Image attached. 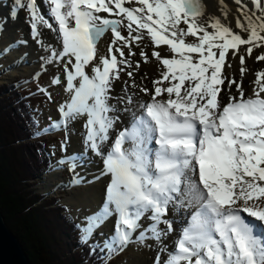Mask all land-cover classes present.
<instances>
[{"label":"snow or ice","instance_id":"6c2138e0","mask_svg":"<svg viewBox=\"0 0 264 264\" xmlns=\"http://www.w3.org/2000/svg\"><path fill=\"white\" fill-rule=\"evenodd\" d=\"M235 3L239 31L225 22L230 14L225 0H219L221 16L208 13L203 0H43L52 22L37 0H15L13 16L26 9L33 39L49 51L41 58V71L64 62L63 81L58 75L51 79L52 85L63 82L68 95L57 106L59 119L49 117L45 127L33 121L38 137L65 133L63 155L50 159L49 170L67 168L69 186L83 184L77 169L93 162L91 153L103 161L101 175L111 177L100 210L85 217V226L78 225L80 242L91 253L99 249L104 264L130 245L151 249L148 241L158 248L154 264H264V69L255 71L251 95L242 86L251 71L246 57L264 48V0ZM41 25L57 33L59 51L43 45ZM108 32V55H99L98 44ZM145 36L154 46L151 57L162 66L159 77L152 89L138 85L132 79L140 67L136 62L127 72L130 83L124 81L121 94L114 96L120 73L133 69L132 45L139 47ZM161 46H167L168 55L156 50ZM8 50L0 49V56ZM139 55L149 62L144 48ZM237 56L239 81L226 71L233 67L229 57ZM254 59L264 62V52ZM130 87L150 99L134 101ZM37 91L51 100L46 88ZM117 103L131 119L113 140L120 120ZM82 117L83 151L68 154L75 133L70 125ZM179 209L191 214L170 247L165 241L175 229L168 215ZM113 216L112 234L102 246L90 245Z\"/></svg>","mask_w":264,"mask_h":264},{"label":"trees","instance_id":"16d2710c","mask_svg":"<svg viewBox=\"0 0 264 264\" xmlns=\"http://www.w3.org/2000/svg\"><path fill=\"white\" fill-rule=\"evenodd\" d=\"M36 119L16 81L0 84V211L31 264H104L102 253L81 244L66 205L36 190L49 168L45 142L34 137ZM95 246L94 244H90ZM111 264V263H109Z\"/></svg>","mask_w":264,"mask_h":264},{"label":"bare ground","instance_id":"6f19581e","mask_svg":"<svg viewBox=\"0 0 264 264\" xmlns=\"http://www.w3.org/2000/svg\"><path fill=\"white\" fill-rule=\"evenodd\" d=\"M203 2L207 6V12L211 13L215 16H221V12L219 11V0H203ZM245 3H248L250 5V0H244ZM37 3L40 5L42 13L45 15L46 18L49 19V22H52L51 17L47 16L48 9L43 4V0H37ZM225 3L228 6V9H230V14L227 17L226 23H230L233 29H235V23H236V16L239 15L237 12V4L235 3V0H225ZM127 6V5H126ZM15 7V0H0V13L3 15L4 19V28L0 30V49H3L5 47H8V52L3 53L2 56H0L1 59H5L2 62V67L0 69V80L9 79L12 78V75L16 72H27L28 68H31L34 66L33 64L37 61L34 54L30 52H26L24 54L18 53L16 50L19 47V44H22L21 41L17 42L16 38L13 36V32L17 30V28H20L25 18L22 17L20 14V9H17V13L15 16H13V9ZM101 15H107L105 13H101ZM223 19V17H221ZM53 27H56V25L53 23ZM40 31H45L47 33V41L53 42L55 41V44L52 46L56 50H60L61 44L58 40V35L54 31H52L47 27L40 26ZM239 31L238 29H235ZM44 32V33H45ZM121 32L123 35L127 36V30L121 29ZM45 33V34H46ZM43 35V34H42ZM246 35V34H245ZM28 38L29 40H33L32 37V30L31 27L27 33L22 35V38ZM110 37V32L106 34V36L99 42L98 44V54L104 55V51L107 48L108 38ZM189 39H192L191 37ZM111 40V39H110ZM146 41H142L140 46L137 47L136 45H132V50L136 53V55L129 57V59L133 63V69L125 68L123 72L120 73L121 79L119 81H116L114 84V96H118L121 94V89L124 87V81H129L130 78L127 76V72L130 70L135 69L136 62H139L140 67L138 70L134 71V77L132 79H135L136 83L141 86H145L148 89H152V81L157 79L159 77V69L162 68L161 65H159V62L155 60V58L151 57V52L153 51V45L151 44L150 39L145 36ZM149 40V42H147ZM43 43V42H42ZM49 44H46L47 46ZM109 46V45H108ZM246 47V46H243ZM144 48V51L146 52L147 56L149 57V62L145 63L141 56L139 55L140 49ZM45 51V47L42 49ZM158 51H161L162 54L168 55L167 52V46H161V48L156 49ZM47 51V50H46ZM47 56L49 55V51L45 52ZM125 53L127 54V49H125ZM261 52L254 51V55L252 58L246 57V66L251 69L250 72H248L243 80V87L245 88L246 94L251 95L253 90L252 81L255 80V71L260 70L259 68L262 66V69H264V62H256L254 57L255 55H259ZM22 55L25 57L23 58ZM119 57V54H116ZM231 63L233 65L232 68L226 69V71L229 73V78L232 77V74L235 75V78L239 81L240 78V62L239 57L231 58ZM98 61H94V63H97ZM58 63V62H56ZM61 65V64H60ZM62 65L64 66V62H62ZM70 67V66H69ZM123 67V66H121ZM60 68V67H59ZM86 71L91 74V67L87 68ZM62 91L64 92V84L61 86ZM223 88V86H222ZM233 92H235V88L232 89ZM129 92H135L136 96L134 97V101H148L150 99V96L145 95L143 92L139 91V88H129ZM65 94L64 101L67 100L68 95ZM224 102H227L228 99V91L225 90L224 93ZM166 98V94H165ZM63 101V102H64ZM62 102V101H61ZM118 111L115 113L120 117V120L116 123V129L118 131L129 124V121L131 119V114L129 112H124L123 108L125 105L117 103L116 105ZM57 119H59V113L56 109ZM86 120V117H82L81 121L84 124V121ZM78 123V122H75ZM83 124L80 126L78 132L75 134L77 138H75V142H72L73 144L80 141L81 148L75 149L74 145L68 146L67 151H70L68 154L72 153H79L83 151L84 145L82 143V136L80 133L83 131ZM114 132V131H113ZM113 137V136H111ZM105 151H107V148H105ZM89 156H91L92 163L89 164L86 168L83 170L77 169L78 172H80L81 176L84 177L85 183L80 184L78 186H69L70 180L68 182H64L66 184H56V183H49L45 182L43 185H41V188L43 189H58V188H66L69 197L68 200L72 201L73 204L76 207L85 208L86 213H84L83 220L85 221V217H88L90 215L95 214L100 210L102 205L104 204L105 197H106V187L107 184L110 181V176L101 175V172L103 171V161L101 158H98L97 156H92L91 153H89ZM60 171H49L46 177L48 176L49 181H54L56 179V176L59 174ZM198 178V177H197ZM190 212H186L184 209L179 210H170L168 219L172 220L175 231L168 236L165 243L168 244L170 247L171 240H174V238H177V236L180 233L181 228L186 224L187 217L190 216ZM86 222V221H85ZM108 224L110 225V229L108 231L107 236H110L113 232L114 228V222L115 217L113 216L109 220H107ZM144 223H147L145 220ZM104 225V224H103ZM102 225V226H103ZM102 226L96 230V232H99L100 234L106 233L103 232ZM161 227H164L161 225ZM107 230V229H106ZM94 236V234H93ZM170 241V244L169 242ZM149 244H152L153 247L151 249L144 247L139 248L135 245H130L125 251L128 252L127 258L121 262L120 264H154V260L158 251V248L155 245V242L148 241ZM153 254V258H150V255ZM166 258V254H162V259Z\"/></svg>","mask_w":264,"mask_h":264},{"label":"rangeland","instance_id":"374dc122","mask_svg":"<svg viewBox=\"0 0 264 264\" xmlns=\"http://www.w3.org/2000/svg\"><path fill=\"white\" fill-rule=\"evenodd\" d=\"M20 14L22 15L23 18H25L23 25L20 28H17L15 32H13V36L16 38L17 41H21L22 44H19V47L17 48L18 53H26V52H32L34 56L36 57L37 61L33 64L31 68H28L27 72H16L14 76L12 75V78L10 77L9 79L5 80H0V84L3 82L9 83L11 80H16L18 82V87H21V93L22 97L24 99H29L30 100V105L33 113L36 116V120L39 121L40 127H45L49 124V117H51L53 120L57 119V114H56V109L57 106L62 103L65 99V94L62 91L61 86L64 84L63 82L60 85H52L51 84V79L54 76H60L62 81H63V76H64V66L62 65V62H54L52 64H46L44 71H41V64L44 63V61L41 59L42 57H47V52L46 50L43 51L42 49L44 47L41 46V44L37 43V40H29L28 38H22V35L27 33L30 29V23H29V14L26 9H20ZM4 19L3 15L0 13V30L4 28ZM125 29V28H121ZM50 31V29L48 30ZM45 31H40V36L39 39L43 42V45L49 44L53 46L55 44V41L49 42L47 41V33H44ZM43 34V35H42ZM112 37L110 33V37L108 38V43H107V48L108 45L110 44ZM143 41H146L145 39ZM149 42V40H147ZM255 51L259 52H264V48H257ZM108 55V49H105L104 51V56ZM24 58L25 56L22 55ZM5 59L0 58V69L2 67V62ZM61 64V65H60ZM60 67V68H59ZM264 67V66H263ZM262 69V66L259 68ZM40 72V76L38 79H35V73ZM8 81V82H7ZM38 86L46 88L48 93L51 95V100L48 99V97L41 92L37 91ZM24 95V96H23ZM62 101V102H61ZM82 119V118H81ZM81 119L77 120L76 122L78 123H73L70 125V133L71 129H75V133L70 134V143L68 146L74 145L75 149L81 148V143L78 141L77 143L73 144L72 142H75V134L78 132L80 126H82V121ZM35 129H37L35 127ZM117 131V130H116ZM112 132V136L115 134V132ZM38 137V136H34ZM42 140L45 141L47 148L49 149L50 153H55L54 156L52 157V160H55L63 155L60 150V142L64 140L65 138V133L63 131L59 132H51L48 134H42L39 136ZM72 141V142H71ZM110 145V141H109ZM68 153L70 151H67ZM100 158V157H98ZM50 170H48L44 175L42 174L41 176L38 175L37 177V184H36V190L39 192L45 191L48 192L49 195H55L59 196V202H63L66 204V213L69 216V218L72 220V222L77 224V233L81 235L80 229L78 228L79 226H85L86 222L83 220V215L86 213V209L76 207L72 201L68 200L69 193L67 189L64 188H58V189H43L41 188V185H43L45 182H49L51 184L56 183L59 185H62L64 182H68L71 180V174L65 168L64 170L60 171L59 174L56 176V179L54 181H49L48 174ZM66 184V183H64ZM110 225L108 222H105L104 225L102 226L103 232L105 231L103 235H101L99 232H95L94 236L92 239L89 241H95L96 243H100L101 246L103 244V239L108 237V231L110 229ZM107 229V230H106ZM154 243V241H151ZM170 244V241H168ZM174 240H171V245H173ZM128 252L123 251L119 255L115 256L113 259L110 261L114 264H120L127 258ZM150 258H153V254L150 255Z\"/></svg>","mask_w":264,"mask_h":264},{"label":"water","instance_id":"95a60500","mask_svg":"<svg viewBox=\"0 0 264 264\" xmlns=\"http://www.w3.org/2000/svg\"><path fill=\"white\" fill-rule=\"evenodd\" d=\"M0 264H31L18 237L6 225L1 211Z\"/></svg>","mask_w":264,"mask_h":264}]
</instances>
